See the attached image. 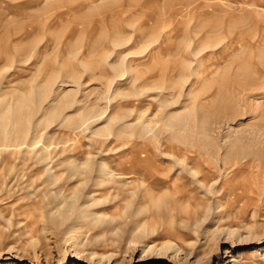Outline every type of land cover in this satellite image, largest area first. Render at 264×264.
I'll use <instances>...</instances> for the list:
<instances>
[{
  "label": "rangeland",
  "instance_id": "rangeland-1",
  "mask_svg": "<svg viewBox=\"0 0 264 264\" xmlns=\"http://www.w3.org/2000/svg\"><path fill=\"white\" fill-rule=\"evenodd\" d=\"M0 264H264V0H0Z\"/></svg>",
  "mask_w": 264,
  "mask_h": 264
}]
</instances>
